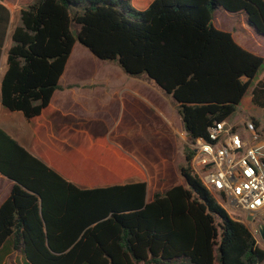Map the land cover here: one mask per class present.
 Returning a JSON list of instances; mask_svg holds the SVG:
<instances>
[{"label":"trees","instance_id":"1","mask_svg":"<svg viewBox=\"0 0 264 264\" xmlns=\"http://www.w3.org/2000/svg\"><path fill=\"white\" fill-rule=\"evenodd\" d=\"M220 9L241 13L264 37V0H33L12 32L0 102L28 120L46 112L78 42L156 86L188 142L207 138L208 126L236 111L264 63L215 26ZM250 99L264 110V76ZM179 151L184 184L145 202L142 171L135 183L80 188L0 128V174L14 181L0 205V248L13 236L27 264H264V249L245 223L230 218L192 173V150L184 143ZM36 181L45 182L42 190L52 182L75 192V229L49 228Z\"/></svg>","mask_w":264,"mask_h":264},{"label":"crops","instance_id":"2","mask_svg":"<svg viewBox=\"0 0 264 264\" xmlns=\"http://www.w3.org/2000/svg\"><path fill=\"white\" fill-rule=\"evenodd\" d=\"M32 1L0 0V86L12 32L20 24V11ZM222 12L214 14L215 26L229 31L243 48L264 57V37L247 25L241 13ZM219 19L229 27L219 26L215 22ZM105 62L75 42L48 110L28 120L22 112L11 111L0 102V128L80 188L135 183L142 171L145 202H150L154 193L184 184L177 171L182 162L178 137L184 134L180 117L151 82L130 77L118 65ZM103 66L113 74L99 73ZM116 78L121 80L120 86L112 82ZM44 183L35 184L43 193L49 228L75 229L80 205L75 192L59 191L52 182L46 184L48 190H42ZM13 184L0 174V205L10 196ZM15 244L13 236L6 239L0 248V264H27L24 253L13 248Z\"/></svg>","mask_w":264,"mask_h":264},{"label":"built area","instance_id":"3","mask_svg":"<svg viewBox=\"0 0 264 264\" xmlns=\"http://www.w3.org/2000/svg\"><path fill=\"white\" fill-rule=\"evenodd\" d=\"M251 135L242 137L228 120L207 127V138L184 143L192 150L189 167L230 218L251 223L264 213V139L253 120L244 122Z\"/></svg>","mask_w":264,"mask_h":264},{"label":"rangeland","instance_id":"4","mask_svg":"<svg viewBox=\"0 0 264 264\" xmlns=\"http://www.w3.org/2000/svg\"><path fill=\"white\" fill-rule=\"evenodd\" d=\"M222 11L223 10H219V11L217 10V12H219V15L223 14ZM215 22L219 26H222V27H229V25H230V24H228L227 21H224L222 19L216 20ZM105 65H112V64L105 62ZM100 72L104 76H106L107 74H113L109 69L104 68V66H103V68L99 69V73ZM263 76H264V63L262 64V66L260 67L258 72L256 73V76L254 77V79L251 81V84H250L248 90L246 91L245 95L241 99L236 111L228 119V121L230 123L236 125L238 133L243 138L244 137H246L247 139L251 138V135L248 133V131L244 127V122L249 121V120L251 121L253 118V119H255V121H258V126L256 127V132L258 134L257 140L264 139V110L253 105L251 102V99H250V92H251L253 85L258 80L262 79ZM120 79H121V77H120ZM120 79L119 78L112 79V82L114 84H117L120 86L121 85ZM125 84H127V83H125ZM156 90H157V93L159 96L163 97V99H166L165 96H163L162 92L158 88H156ZM184 139H186L185 133L184 134L180 133V136L178 137L179 146L184 144ZM244 223L248 227V229L251 231L257 246L264 249V239H262L258 233V225L261 223L264 224V213L255 217L251 223H246V222H244Z\"/></svg>","mask_w":264,"mask_h":264},{"label":"water","instance_id":"5","mask_svg":"<svg viewBox=\"0 0 264 264\" xmlns=\"http://www.w3.org/2000/svg\"><path fill=\"white\" fill-rule=\"evenodd\" d=\"M246 219H247V221L252 222L253 221V215L252 214L247 215ZM258 233H259V236L262 239H264V224L261 223L258 225Z\"/></svg>","mask_w":264,"mask_h":264}]
</instances>
